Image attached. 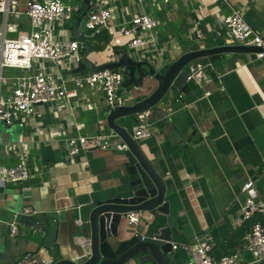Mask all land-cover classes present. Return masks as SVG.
Segmentation results:
<instances>
[{"label":"crops","instance_id":"crops-1","mask_svg":"<svg viewBox=\"0 0 264 264\" xmlns=\"http://www.w3.org/2000/svg\"><path fill=\"white\" fill-rule=\"evenodd\" d=\"M229 3L242 8L248 23L264 35V0H170L154 5L137 0H92L90 9L109 8L112 23L143 12L158 18L160 24L152 30L154 42L131 51L168 63L196 42L194 20L204 34L198 40L201 44L213 46V33L229 42L221 22L230 13ZM52 30L60 40L75 38L67 24H52ZM86 31L92 43L90 59L96 64L116 61L130 50L129 38L119 32L111 36L105 29ZM200 64L206 79L201 84L190 80L180 90L170 89L159 104L169 111L168 119L164 112L158 119L148 112L151 134L139 140L153 166L174 187L170 190L171 230L172 243L178 246L168 254L170 264H183L190 258L179 245L197 235L211 238L213 256L231 252L242 243L238 234L247 223L235 224L245 197L243 183L252 180L257 195L264 194V58L255 53H219L202 58ZM42 67L53 65L35 60L29 70L5 68L3 73L12 77V71L30 73ZM55 67L67 74L73 65L63 59ZM150 86L133 93L121 86L120 91L130 104L148 94L155 82ZM9 87L2 86L1 93L5 95ZM107 109L101 90L84 87L69 103L39 105L38 114L0 124V164L14 165L24 155L30 169L27 180L0 186V264H16L25 254L43 249L27 226L20 225L23 236L10 234L8 222L24 207L40 213L56 210L61 222L57 242L63 246L76 235L89 233L88 201L128 191L125 152L94 149L70 156L62 142L70 135L109 132ZM137 121L133 115L124 124L132 131ZM77 217L83 219L82 224L75 223ZM143 219L151 221L153 214L141 212L136 225L141 232L147 229ZM244 258L250 260V253L244 251ZM129 264L143 263L136 259Z\"/></svg>","mask_w":264,"mask_h":264},{"label":"built area","instance_id":"built-area-1","mask_svg":"<svg viewBox=\"0 0 264 264\" xmlns=\"http://www.w3.org/2000/svg\"><path fill=\"white\" fill-rule=\"evenodd\" d=\"M0 0V124L10 125L23 116L38 114L36 109L55 101L69 103L78 95L81 88L99 89L104 93L108 108L125 104L120 89L123 72L119 68H102L97 71L64 73L55 65L60 60H68L73 67L79 61V42L76 38L60 40L53 34L52 24L65 25L77 16L82 8L65 0ZM148 1L154 5L158 1L170 0H137ZM230 6V13L221 22L228 31L229 42L243 45L264 47V35L255 30L245 19L243 9ZM26 17V19L24 18ZM111 11L104 6L90 9L82 20L85 30L98 33L105 29L111 36L116 32L129 38L128 47H146L154 42L152 30L160 24V20L148 13H139L119 23L111 22ZM193 32L196 41L204 34L199 21H193ZM257 58H264V49L255 52ZM46 60L53 68L42 67L30 73L7 76L5 68L31 69L33 61ZM206 79L201 64H197L195 72L190 73L188 80L201 84ZM12 83L9 87V84ZM8 86L4 95L1 87ZM210 91H205L208 95ZM138 121L132 129L131 136L139 141L151 134V126L147 121L148 111L137 114ZM70 156L88 150L127 151V144L114 132L90 135L76 134L62 139ZM30 176L27 159L19 155L14 165L0 164V186L6 183H19ZM244 199L240 203V211L235 224L240 226L249 222L242 237V243L233 248L229 254L216 258L211 251L213 243L207 235H197L189 243L179 246L187 251L189 259L183 264H257L264 262V194L257 195L253 181L247 180L242 185ZM21 213L37 215L40 212L31 207H24ZM141 212L133 211L126 215V223L137 225ZM83 219L77 217L76 224ZM11 236L25 235L20 229L18 214L8 222ZM144 237V236H143ZM178 245L172 244V248ZM244 251L251 255L250 260L244 258ZM52 258L47 251L40 249L25 254L16 264H51Z\"/></svg>","mask_w":264,"mask_h":264},{"label":"water","instance_id":"water-1","mask_svg":"<svg viewBox=\"0 0 264 264\" xmlns=\"http://www.w3.org/2000/svg\"><path fill=\"white\" fill-rule=\"evenodd\" d=\"M82 1L84 8L68 26L80 46L79 61L71 72L119 68L123 72L122 86L129 88V93L146 90L151 87V82H155V87L141 99L108 108L105 114L107 128L128 146L125 153L129 189L123 195L88 201L86 222L89 233L76 235L73 241L63 246L57 242L61 222L56 210L43 211L39 215L20 212L18 221L20 225L31 228L35 243L47 251L52 258L51 264H129L136 259H140L143 264H170L168 254L173 249L174 238L171 230L170 190H174V187L153 166L139 141L132 138V131L124 121L146 111L154 118L163 116L164 112L167 120L169 111L163 110L159 104L163 103L170 89L180 90L190 81L188 76L196 71L202 58L219 53H255L264 47L227 43L213 33V46L196 41L191 49L168 63H157L141 57L137 52L126 50L116 61L96 64L90 59L92 43L82 27V20L90 10L92 0ZM133 211L153 214L151 221L143 219L147 226L144 232L126 223V215Z\"/></svg>","mask_w":264,"mask_h":264},{"label":"rangeland","instance_id":"rangeland-1","mask_svg":"<svg viewBox=\"0 0 264 264\" xmlns=\"http://www.w3.org/2000/svg\"><path fill=\"white\" fill-rule=\"evenodd\" d=\"M72 4H78L81 8H83L84 4L82 0H71L70 1ZM22 4H24V0L22 1ZM76 17V16H75ZM72 21V20H71ZM71 21L67 22L66 24L69 26V24L71 23ZM24 73L23 70H15L11 72V75H19ZM65 73V72H64Z\"/></svg>","mask_w":264,"mask_h":264},{"label":"trees","instance_id":"trees-1","mask_svg":"<svg viewBox=\"0 0 264 264\" xmlns=\"http://www.w3.org/2000/svg\"><path fill=\"white\" fill-rule=\"evenodd\" d=\"M82 9H83V8H82ZM245 223H246V222H245ZM248 226H249V222L246 223V225L244 226V229H242V230L240 231V233L238 234V236H239L240 238L243 237V235H244L245 231L247 230ZM229 253H230V252H229ZM229 253H227V254H229ZM214 257L219 258V257H221V256H215V255H214Z\"/></svg>","mask_w":264,"mask_h":264}]
</instances>
